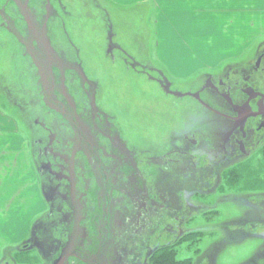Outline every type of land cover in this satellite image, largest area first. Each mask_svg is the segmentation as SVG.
<instances>
[{"label": "rangeland", "instance_id": "1", "mask_svg": "<svg viewBox=\"0 0 264 264\" xmlns=\"http://www.w3.org/2000/svg\"><path fill=\"white\" fill-rule=\"evenodd\" d=\"M136 10L0 0V110L30 143L48 202L29 250L8 249L0 264H54L72 251L93 259L100 240L110 264H150L167 248L190 264H264V138L249 159L225 157L227 127L176 97L201 91L202 71L169 76L155 58L153 18ZM100 184L111 188L102 189L107 227ZM135 198L147 204L139 222Z\"/></svg>", "mask_w": 264, "mask_h": 264}, {"label": "crops", "instance_id": "2", "mask_svg": "<svg viewBox=\"0 0 264 264\" xmlns=\"http://www.w3.org/2000/svg\"><path fill=\"white\" fill-rule=\"evenodd\" d=\"M24 2L20 4L23 17L26 12L30 15ZM107 2L150 13L156 61L175 79L191 78L264 49V0ZM29 146L14 117L0 110V261L9 258L8 249L30 238L32 226L48 210ZM22 246L29 250L28 244ZM18 249L10 255L15 262L22 253Z\"/></svg>", "mask_w": 264, "mask_h": 264}, {"label": "flooded vegetation", "instance_id": "3", "mask_svg": "<svg viewBox=\"0 0 264 264\" xmlns=\"http://www.w3.org/2000/svg\"><path fill=\"white\" fill-rule=\"evenodd\" d=\"M202 75V90L197 92L202 94V108L208 116L219 119L227 127L220 147L223 155L231 160L239 156L251 158L260 138H264V49L253 51L250 57L206 69ZM188 94L176 97L186 98ZM187 153L181 150L176 154L184 157ZM135 202L138 205L142 201L135 198ZM139 215L138 222L142 217ZM68 254L76 256L69 252L59 258ZM104 263L109 264V261Z\"/></svg>", "mask_w": 264, "mask_h": 264}, {"label": "trees", "instance_id": "4", "mask_svg": "<svg viewBox=\"0 0 264 264\" xmlns=\"http://www.w3.org/2000/svg\"><path fill=\"white\" fill-rule=\"evenodd\" d=\"M29 26H30L29 30H32L30 21H29ZM44 42H45L46 49H49L48 48L49 45L47 44L46 39H44ZM78 129L85 131L83 129V127L81 126V124H80V127H78ZM88 135H89V133L86 131L85 132V139ZM83 141H84V144H86L89 148H91L90 145L86 142V140H83ZM96 179H97V177H96ZM101 185L102 184L98 185V192L101 193V196L97 199V203H98V209H97V215L98 216H97V218L99 221L103 222L104 226H102V227H107L108 223H104V221H105V218L109 219L110 216H109V210L104 209L105 199H104V195L102 196V193H104L102 191V189L104 191L107 190V192L108 191L111 192V188L106 189L103 187V185L102 186ZM112 192H113V190H112ZM107 196H108V202H111V196L108 194H107ZM97 229L99 230L98 231V237L101 238L102 237V230L100 229L99 226ZM103 246L104 245L102 244V240L97 241L96 246L94 248L95 255L93 256V259H88L86 256H84L82 254L79 255L78 252H76V251L75 252L72 251V252L76 255L75 258H77L78 261H80L82 264H86V263L87 264H105L104 262L106 260L109 261V264H110L111 263L109 260L110 258H108L106 256L104 258H101V254H104V253L106 254L108 252L107 250L104 249L105 247H103ZM150 264H190V262L189 261H181V260L176 259V254L173 252V249L167 248L165 250L158 251L156 254H153V256L151 257Z\"/></svg>", "mask_w": 264, "mask_h": 264}, {"label": "water", "instance_id": "5", "mask_svg": "<svg viewBox=\"0 0 264 264\" xmlns=\"http://www.w3.org/2000/svg\"><path fill=\"white\" fill-rule=\"evenodd\" d=\"M187 96L196 99L197 101H199V102L202 104V100H201L200 93H195V94L190 93V94H188ZM230 135H231V133H230ZM192 142H193L194 144L196 143V142L193 141V140H192ZM138 207H139V211H140V215H139V218H140V216L142 215L141 212L147 210V204H146L145 202H139V203H138ZM72 256H73V255H71V254H68V255H66V256H61V257L56 261L55 264H65L66 261H67L70 257H72Z\"/></svg>", "mask_w": 264, "mask_h": 264}]
</instances>
